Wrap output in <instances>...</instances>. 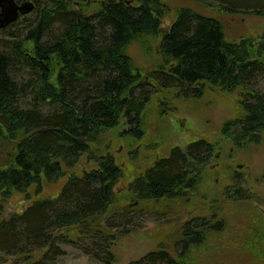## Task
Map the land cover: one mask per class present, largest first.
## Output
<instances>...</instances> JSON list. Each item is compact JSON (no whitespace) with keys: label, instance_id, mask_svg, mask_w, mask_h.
Returning <instances> with one entry per match:
<instances>
[{"label":"trees","instance_id":"1","mask_svg":"<svg viewBox=\"0 0 264 264\" xmlns=\"http://www.w3.org/2000/svg\"><path fill=\"white\" fill-rule=\"evenodd\" d=\"M15 1H30L34 8L0 29V140L12 143L11 160L0 167V255L16 264H51L62 253L58 243H67L113 264L111 247L117 233L127 231L108 223L113 213L138 211L143 203L190 201L199 196L218 152L262 141L264 88L256 86H264V30L257 38L229 41L217 19L188 6L176 9L162 30V0H94L98 5L90 15L72 0ZM193 1L264 19V0ZM154 39L157 64L142 74L127 48ZM206 91L239 97L234 114L220 125L219 139L173 147L140 172L120 200L114 187L123 171L104 142L122 141L134 161L152 99H198ZM83 162L88 166L76 170ZM230 181L221 198L253 199L240 173ZM43 182H61L57 195L4 217L14 194L34 187L39 195ZM121 201L125 207L114 206ZM218 214L210 209L192 215L172 251L159 244L128 264H192L193 254L225 230L226 219ZM67 231L74 237L65 236Z\"/></svg>","mask_w":264,"mask_h":264},{"label":"rangeland","instance_id":"2","mask_svg":"<svg viewBox=\"0 0 264 264\" xmlns=\"http://www.w3.org/2000/svg\"><path fill=\"white\" fill-rule=\"evenodd\" d=\"M72 1L75 9L82 10L87 15L92 14L98 5L94 0ZM192 1L162 0L166 12L161 29H167L174 21L176 9L188 6L196 12L217 19L229 41L249 36L257 38L264 30L262 17L240 12L221 13L213 7ZM158 42L159 39L149 40L144 45L135 42L127 48V53L142 74L156 66ZM263 88L261 82L256 86L258 91ZM153 98H157V95ZM168 98L170 99L165 100V103L152 99L146 110L145 136L138 144V159L129 160L122 141L104 142L107 153L114 156L116 164L123 171V178L114 187L120 200L128 184L153 160L168 156L173 147L184 148L200 139H219L220 125L234 114L236 100L239 99L236 92L218 94L213 91H206L198 99ZM152 147L155 150L152 151ZM11 153L12 143L0 140V167L11 160ZM86 166V162L80 163L76 170ZM234 172L242 175L246 187L254 194L253 199L231 203L221 198V190L230 184ZM43 184L39 195L34 194V187L29 188L26 194H14L6 204L4 217L12 212H21L34 200L56 196L61 188V182ZM199 191V196L190 201L143 203L138 211L124 213L118 210L113 213L114 216L110 217L108 223L127 229L121 235L120 232L117 233L111 247L113 264L138 261L155 251L159 244L172 251V241L178 236L182 224L192 215H204L210 209L219 213L218 215L222 214L227 226L222 233L213 236L193 254L192 264H264V134L258 145H249L238 152L224 147L218 152L206 169ZM114 206L126 205L122 202ZM64 234L74 237L72 231ZM90 245L87 241V246ZM58 247L62 253L54 256L51 264H103L73 244L58 243ZM16 263L13 258L0 255V264Z\"/></svg>","mask_w":264,"mask_h":264},{"label":"water","instance_id":"3","mask_svg":"<svg viewBox=\"0 0 264 264\" xmlns=\"http://www.w3.org/2000/svg\"><path fill=\"white\" fill-rule=\"evenodd\" d=\"M33 8L34 4L30 1L17 3L15 0H0V29L9 26L20 15L30 13Z\"/></svg>","mask_w":264,"mask_h":264},{"label":"flooded vegetation","instance_id":"4","mask_svg":"<svg viewBox=\"0 0 264 264\" xmlns=\"http://www.w3.org/2000/svg\"><path fill=\"white\" fill-rule=\"evenodd\" d=\"M76 5H77V2H76Z\"/></svg>","mask_w":264,"mask_h":264}]
</instances>
